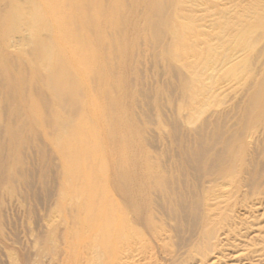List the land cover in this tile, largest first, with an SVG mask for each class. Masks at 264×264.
<instances>
[{"label":"bare ground","instance_id":"1","mask_svg":"<svg viewBox=\"0 0 264 264\" xmlns=\"http://www.w3.org/2000/svg\"><path fill=\"white\" fill-rule=\"evenodd\" d=\"M170 1L158 0V19L165 25L151 26L148 59L133 49L131 37L119 36L131 1L121 0L122 14L112 31L88 29L75 36L72 32L82 19L103 21L117 1L61 0L63 7L74 8L73 14L82 8L89 11L91 3L100 5L96 16L83 14L71 21L74 29L64 38L72 39L75 49L93 47L103 54L117 43L127 44L122 65L115 56L103 58L89 75L101 84L92 87L97 112L84 109L85 91L64 88L78 74L68 66V52L56 51L49 35L52 27L44 17L49 12L31 4L24 16L9 0H0V26L5 18H13L12 35L18 41L12 44L20 49L31 46L34 60L12 53L10 35L0 28V239H6L10 223L2 200L9 196L11 201H31L34 211H42L37 219L47 223L62 208L69 212L62 221L71 264H264V16L258 15L253 24L243 20L233 30L238 46L232 55L241 54L242 60L239 56L234 63L238 58L227 56L208 63L225 81L241 72L235 77L238 100L218 111L201 102L195 91L200 82L187 77L190 64L166 54L180 37L170 31ZM252 4L264 11V0ZM134 16L129 24L137 19ZM95 36L106 40L83 42ZM260 40V49L249 54ZM174 59L181 62L179 67ZM233 63L241 71L232 69ZM179 98L194 100L187 112L175 105ZM32 102L42 108L40 115L32 114ZM55 105L63 112L54 110ZM86 115L97 118L102 135L93 136V149L107 151L105 162L110 159L97 172L78 171L75 144L86 150ZM67 117L79 122L65 123ZM53 141L70 154L61 161L72 172L62 169ZM65 178L71 183L66 185ZM60 232L55 240L62 238ZM46 239L43 232L36 238ZM49 250L59 259L56 246Z\"/></svg>","mask_w":264,"mask_h":264},{"label":"rangeland","instance_id":"2","mask_svg":"<svg viewBox=\"0 0 264 264\" xmlns=\"http://www.w3.org/2000/svg\"><path fill=\"white\" fill-rule=\"evenodd\" d=\"M5 1L8 2V0H4V2ZM9 1L11 2L10 4L17 6V11L24 16L30 13V8H32L33 4L38 6L37 10L39 12H49V15L44 17L45 22H49V26L52 27V33L49 35L56 41V51L68 52V56L70 58L68 66L78 74L75 82L72 85H66L64 88L85 91L86 94L81 99L84 109L87 108L98 112L97 107L99 103L98 101L95 102L93 99L94 95L92 94V87H99L101 84L99 82L91 81L89 75L97 71L99 60L103 58L115 56L116 63L122 65L124 61V49L127 44L125 46L123 45V42L117 43V46L113 50H106L103 54H101L93 47H88L84 50L75 49L73 40L70 38L65 39L64 36L65 34H69V31L72 32L74 29L71 21L75 17H79L83 14H92V16L97 14L100 9L99 2L91 3L89 5V11L87 8H82L80 11H76L73 14L71 9L74 8L63 7L61 5V0ZM116 1V5L113 4L106 11L107 16L104 17L105 19L103 21L97 22V19L94 16V22L92 20L84 22V19H82L81 22L77 24L78 30L76 33L72 32V34L75 36L78 34L84 35L88 29L112 31L117 17L122 14L121 0ZM128 1H131L130 3H132L133 6L138 5L136 4L137 2L142 3H140L141 7L133 8L132 6L129 9V13H126V25L124 24L122 27L123 30H120L119 36L122 39L131 37L133 49H139L144 56L150 59V53L147 52L146 43L153 40L152 38L154 32L152 31L151 26L153 24H157L164 27L165 25V22H161L158 19V0ZM39 2L40 5L38 4ZM69 2L78 4L81 0H69ZM87 2L90 3L92 0H87ZM252 2L253 0H176L175 3L172 0L169 2V13L173 16L170 23L174 22V24H170V31L179 34L180 37L174 39L166 54L172 57H177V60L179 58L182 62L186 60L187 64H190V66L186 69L187 77L190 81L198 80L200 82L196 84L195 91L199 93L198 95L201 102H205L206 104L211 103L209 106L218 111L231 106L238 100L239 92H236V89L239 88L237 85L238 78L235 77L241 75V72H239L240 74H233L232 80L225 81L223 80L224 77L221 73L213 72L210 67L208 69V63L210 64L214 60L218 59V61H220V59H224L227 56H233L232 53L235 52L238 46L232 37L233 30L237 29L243 23V20H249V22L253 24L255 21L254 18L258 15L264 16V11L259 7L257 10V7H254ZM8 10L11 12V8L9 6ZM136 11L139 13L134 16ZM132 16L137 17V19L132 24H129V21L133 18ZM166 25L169 26L167 23ZM221 26H224V28L226 27V29H222ZM0 28L2 33L10 35L11 47L9 50L12 53H17L19 57L27 58L34 63V60L29 52L31 46L20 49L16 44H12L13 42L18 41L15 39L16 35H12L13 29L16 28L15 20L13 18H5L2 21ZM22 29L25 28L22 26ZM102 40L106 39L102 36H95L85 38L83 42L89 44ZM262 44L263 41L260 40L257 44L252 45L250 47L249 54L259 50ZM240 55L241 54H235L233 58H238ZM242 57L240 56L241 60ZM240 58L234 61V63H238ZM177 60L174 59L173 63L176 67H179L181 62L179 63ZM112 64L114 65L113 61ZM34 67L36 66H31V68ZM239 68V64H234L232 67V69L241 71V68ZM183 72L185 73V71ZM132 75L133 77H136L134 73ZM248 75L249 74H247L246 77H248ZM198 95L195 96L194 100L198 98ZM194 100L187 99L184 101L179 98L175 101V105L178 107L182 106L180 108L182 112H187L188 106L191 105ZM53 108L57 112H63L58 105L53 106ZM30 110L33 115L38 116L40 115L39 112L42 111V108L38 103L32 102L30 103ZM78 119L79 118L69 119L67 117L64 122H72L75 124V122H79ZM96 119L97 118L94 116L91 117L86 115L83 117V120L87 124V126L84 127V135L87 136L88 144L84 147L86 150H83V147H80L78 143L75 144L79 151V160L81 162L78 169L79 172L85 170L88 171L89 169L97 172V170H100L102 167L105 168L106 164L110 161L109 159L105 162V159L107 158V151L93 149L95 145L93 136L96 132L100 136V129H98L96 125ZM80 121L82 122V117H80ZM44 137L47 139V135ZM76 137V134L70 136V138L73 139ZM100 137H102V135ZM82 138L83 137H78L77 139L78 141H81ZM53 139L55 138L53 137ZM53 142L54 145H51V148L53 147L52 151L54 152L56 158H58L60 164H62V169L65 172L68 171V173L72 172L69 165H63L65 163L61 161V159L63 160L65 157H69L70 154H68L67 151L61 152L60 148H57V142ZM124 155L129 156V152L126 151ZM92 176L95 178L96 173ZM69 180L70 178H65L64 182L66 185L67 183H71ZM9 198L11 197L8 196L7 199L2 198L5 202L4 208L7 206V209L4 210L3 213L7 212V219L10 223L7 225V229L4 230L6 239H0V264H71L67 243L63 240V237L66 235L67 228L62 221L69 214V212L62 208L60 212L56 213L55 216L49 219V222L47 223L45 220H38L43 215L42 211H34L33 203L31 201L25 203L18 197H13L12 201ZM65 205H67V203ZM37 222L38 224L36 226ZM59 231H61L60 234L62 233L63 236L60 240H55L53 237L54 235H57ZM41 232L46 234L47 239L45 242H37L36 240L38 234ZM51 238L53 239L51 240ZM51 246H56L58 248L59 254H61L59 259H55L51 256L49 250Z\"/></svg>","mask_w":264,"mask_h":264}]
</instances>
